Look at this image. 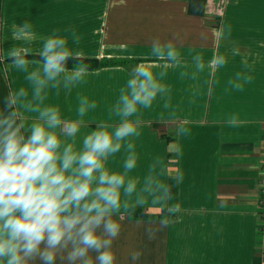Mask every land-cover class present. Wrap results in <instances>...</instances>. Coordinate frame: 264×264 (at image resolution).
Segmentation results:
<instances>
[{
    "label": "crops",
    "instance_id": "1",
    "mask_svg": "<svg viewBox=\"0 0 264 264\" xmlns=\"http://www.w3.org/2000/svg\"><path fill=\"white\" fill-rule=\"evenodd\" d=\"M26 20L34 33L28 45L33 54L26 57L30 61L39 59L40 38L54 30L68 38V47L81 58L117 61L88 69L86 82L70 92H49L45 105L59 107L62 119L78 118V96L96 101L97 108L84 117L78 145L95 128L92 121L118 122L109 119V109L132 69L142 62L160 63L150 56L153 38L180 37L181 65L167 69L162 80L170 92L141 109L140 135L130 138L138 159L129 176L142 182L155 163L170 195L164 205H130L117 217L122 231L113 247L119 264H131L127 257L133 249L144 253L137 264H264L258 180L264 155V0H0V111L13 90L24 87L31 98L26 73L7 58L11 47L23 46L12 32ZM234 48L239 55L232 56ZM217 53L228 63L213 70L208 63ZM197 54L205 69L193 80ZM244 60L253 66L248 72L253 79L235 90L228 81L246 71ZM35 67L30 64L29 70ZM181 72L189 75L181 78ZM34 115L25 113L26 123ZM233 118L235 125L229 124ZM181 124L188 135H177ZM125 155L122 149L107 166L122 171ZM177 175L183 176L181 182ZM160 220L168 221V227L149 240L144 229Z\"/></svg>",
    "mask_w": 264,
    "mask_h": 264
},
{
    "label": "clouds",
    "instance_id": "2",
    "mask_svg": "<svg viewBox=\"0 0 264 264\" xmlns=\"http://www.w3.org/2000/svg\"><path fill=\"white\" fill-rule=\"evenodd\" d=\"M57 31L40 38L43 44L35 53L39 59L30 61L26 57L33 54L28 46L34 40L32 24L26 20L13 26L12 37L23 46L11 47L7 58L15 69L26 73L31 98L24 87L13 90L0 111V264H119L113 247L122 231L117 217L130 205H164L170 195L169 186L160 178L163 170L158 171L155 163L142 182L129 176L138 159L130 138L140 135L141 109L151 108L157 96L164 99L170 92L162 80L167 69L181 65L180 37L153 38L150 56L160 63H138L109 109V119L116 117L118 122L92 121L95 128L78 145L77 136L86 126L84 117L97 103L78 96L77 119H62L59 107L45 105L51 90L56 95L61 88L70 92L85 83L88 75L80 54ZM72 39L79 43L74 30ZM231 54L239 55V51L234 48ZM69 60L79 62L70 69ZM192 60L191 79L195 80L205 63L199 54ZM227 63V57L217 53L208 67L216 70ZM30 64L36 67L29 70ZM242 64L246 71L228 81L235 90H243L253 79L248 74L253 66L246 60ZM155 68L161 70L155 72ZM188 75L180 73L181 78ZM25 113L35 114L30 122L26 123ZM235 123L234 118L229 121ZM176 131L178 136L189 134L182 124ZM122 149L126 153L123 170L110 169L109 159ZM182 180V175L176 176L177 182ZM167 227L168 221L160 220L155 226L149 222L144 231L153 240ZM143 254L142 249H133L127 258L137 264Z\"/></svg>",
    "mask_w": 264,
    "mask_h": 264
},
{
    "label": "trees",
    "instance_id": "3",
    "mask_svg": "<svg viewBox=\"0 0 264 264\" xmlns=\"http://www.w3.org/2000/svg\"><path fill=\"white\" fill-rule=\"evenodd\" d=\"M83 63L87 65L88 69H96L102 66L112 65L117 61L112 59H98V58H81ZM79 61L69 60L67 63L68 67L76 66Z\"/></svg>",
    "mask_w": 264,
    "mask_h": 264
},
{
    "label": "rangeland",
    "instance_id": "4",
    "mask_svg": "<svg viewBox=\"0 0 264 264\" xmlns=\"http://www.w3.org/2000/svg\"><path fill=\"white\" fill-rule=\"evenodd\" d=\"M261 155V154H259ZM263 157V159H262ZM261 160L263 161V165L261 166V172L259 175V185L261 186V195H262V204H264V155H261Z\"/></svg>",
    "mask_w": 264,
    "mask_h": 264
}]
</instances>
